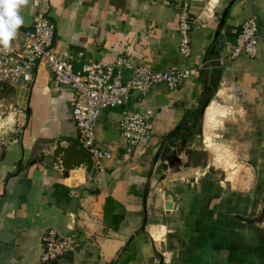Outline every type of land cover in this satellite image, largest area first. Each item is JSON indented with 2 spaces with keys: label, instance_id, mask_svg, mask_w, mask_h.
I'll use <instances>...</instances> for the list:
<instances>
[{
  "label": "crops",
  "instance_id": "crops-1",
  "mask_svg": "<svg viewBox=\"0 0 264 264\" xmlns=\"http://www.w3.org/2000/svg\"><path fill=\"white\" fill-rule=\"evenodd\" d=\"M185 4L189 56L179 49ZM38 11L55 23L53 43L60 55L72 56L76 70L125 54L153 70L193 72L174 90L157 84L140 99L133 93L102 111L97 145L108 155L91 176L83 169L64 176L43 160L32 162L40 141L77 139L74 89L56 84L44 64L32 83L0 82L14 89L23 113L22 125L0 138V264H264V0H23L20 28H29ZM249 16L258 22L257 51L231 57ZM208 85L213 97L202 111ZM213 102L221 113L209 123L205 112ZM126 110L151 114L153 136L142 152L121 134ZM206 124H215V133L206 134ZM226 144L246 161L249 180L239 187L228 168L215 165L230 155ZM50 230L75 233L78 248L43 262Z\"/></svg>",
  "mask_w": 264,
  "mask_h": 264
},
{
  "label": "built area",
  "instance_id": "built-area-1",
  "mask_svg": "<svg viewBox=\"0 0 264 264\" xmlns=\"http://www.w3.org/2000/svg\"><path fill=\"white\" fill-rule=\"evenodd\" d=\"M190 22V10L185 4L178 14L181 32L179 49L185 56L191 52ZM55 32V23L42 11L37 12L29 28H19L17 35L20 34L22 39L18 45H10L8 51H0V82L11 86L32 83L39 65L44 64L52 71L56 84L71 86L75 91L71 115L78 130L77 140L92 154L95 169H99L102 159L108 155V151L97 145L96 127L102 111L124 105L133 93L140 99L157 84L174 90L187 82L193 69L189 66H171L153 70L137 58L120 54L111 64L91 61L76 70L71 61L72 56L60 55L54 45ZM258 41V22L253 16L246 17L231 57L255 55ZM210 64L207 61L201 68ZM8 118L1 119L0 127L9 122ZM19 125H22L20 118ZM121 134L139 152L145 150L153 136V121L149 111L126 110L121 121ZM43 239V262L55 260L65 252L75 251L80 244L75 233L59 235L53 230L45 233Z\"/></svg>",
  "mask_w": 264,
  "mask_h": 264
},
{
  "label": "rangeland",
  "instance_id": "rangeland-1",
  "mask_svg": "<svg viewBox=\"0 0 264 264\" xmlns=\"http://www.w3.org/2000/svg\"><path fill=\"white\" fill-rule=\"evenodd\" d=\"M1 86L2 85L0 84V122H1V119H4L5 117L8 118V116H9V118H8L9 122L4 124V126L0 127V138L2 139V138L6 137L7 132L9 133V132L13 131V128L17 129V127H19V118H20V120L22 119L21 115H23V113L20 110L22 108L19 106L18 101L15 102L16 97L14 94V89L9 88V87H5V86L1 87ZM1 91H5L6 94L2 93ZM9 103H14V104H12L10 106ZM213 104H214V109L209 111V112L206 110V112H205V119L209 123L215 121L216 114L221 113L219 110V106L216 105L215 102H213ZM22 121H23V119H22ZM204 121H205L204 115L200 114V116L198 117V120H197L199 129L201 127H204ZM207 124H206L207 127L205 126L206 127V134H210V132L215 133V124H213V125L210 124V126ZM219 126H221V124ZM213 136H215V134ZM202 137L203 136L201 135V138ZM225 147L229 148L230 155H228V157L225 159L222 158V159L217 160L215 165L228 168L227 169V172H228L227 176L231 178V181L233 179V183H235V184H233L234 186L239 187L240 185H243V183H240L239 181L245 182L246 180H249V177L246 175V171L248 168L242 165L246 161L238 160L237 156H236L237 152L232 150V148L229 147L227 144L225 145ZM219 151H220V149H219ZM233 152H235L236 154H233ZM244 165H245V163H244ZM251 174H252L251 175V182L253 184V182L256 179L255 171H252ZM263 189H264V185H263ZM258 198H259V195H258L257 199ZM258 202H261V204H262V194L260 195ZM247 215H248V217L253 219L252 220L253 222H257V218H255V216H253L254 214L250 213ZM258 215H260V213H258Z\"/></svg>",
  "mask_w": 264,
  "mask_h": 264
},
{
  "label": "water",
  "instance_id": "water-1",
  "mask_svg": "<svg viewBox=\"0 0 264 264\" xmlns=\"http://www.w3.org/2000/svg\"><path fill=\"white\" fill-rule=\"evenodd\" d=\"M231 1L227 4L221 18L223 24L227 17ZM209 99L202 105V111L205 110ZM43 148L36 154L33 163L37 160L44 161L48 166L58 170L64 176H69L73 169H83L86 175L91 176L95 169V160L81 143L74 137L60 136L47 141H40ZM264 202V193H263Z\"/></svg>",
  "mask_w": 264,
  "mask_h": 264
},
{
  "label": "clouds",
  "instance_id": "clouds-1",
  "mask_svg": "<svg viewBox=\"0 0 264 264\" xmlns=\"http://www.w3.org/2000/svg\"><path fill=\"white\" fill-rule=\"evenodd\" d=\"M23 0H0V51H8L10 42L24 23L20 8Z\"/></svg>",
  "mask_w": 264,
  "mask_h": 264
},
{
  "label": "trees",
  "instance_id": "trees-1",
  "mask_svg": "<svg viewBox=\"0 0 264 264\" xmlns=\"http://www.w3.org/2000/svg\"><path fill=\"white\" fill-rule=\"evenodd\" d=\"M214 85H208L206 88H205V94H204V101L207 100V99H210L211 97H213V91H214ZM200 115V114H199ZM111 199H109V202H110ZM117 218H119V216L117 215L116 216Z\"/></svg>",
  "mask_w": 264,
  "mask_h": 264
},
{
  "label": "bare ground",
  "instance_id": "bare-ground-1",
  "mask_svg": "<svg viewBox=\"0 0 264 264\" xmlns=\"http://www.w3.org/2000/svg\"><path fill=\"white\" fill-rule=\"evenodd\" d=\"M214 109V108H213ZM212 110V109H211Z\"/></svg>",
  "mask_w": 264,
  "mask_h": 264
}]
</instances>
